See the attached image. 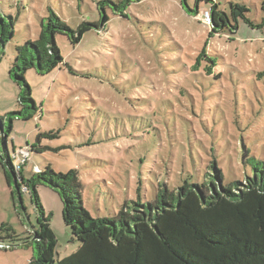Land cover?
Masks as SVG:
<instances>
[{
    "label": "rangeland",
    "instance_id": "rangeland-1",
    "mask_svg": "<svg viewBox=\"0 0 264 264\" xmlns=\"http://www.w3.org/2000/svg\"><path fill=\"white\" fill-rule=\"evenodd\" d=\"M102 1L0 0L1 15L15 20L0 51L1 155L18 152L24 162L15 170L25 168L27 177L77 170L94 218L116 216L138 200V190L148 200L162 184L200 183L214 175L213 166L225 185L244 180L252 172L246 153L264 161V0H215L230 18L232 3L244 5L262 25L219 33L212 30V1L196 9L197 0H145L128 7V18L105 5L106 24L96 17ZM49 8L73 28L85 19L99 25L75 46L57 37L61 69L26 73L35 112L21 103L26 89L10 71L17 47L38 39ZM28 115L34 118L26 121ZM50 133L57 137H43ZM15 191L0 165V227H12L0 234L22 240L0 250V264H30L37 256L30 237L39 239L40 215L28 194L21 205ZM38 193L64 259L79 245L64 223L63 203L48 187Z\"/></svg>",
    "mask_w": 264,
    "mask_h": 264
},
{
    "label": "trees",
    "instance_id": "trees-1",
    "mask_svg": "<svg viewBox=\"0 0 264 264\" xmlns=\"http://www.w3.org/2000/svg\"><path fill=\"white\" fill-rule=\"evenodd\" d=\"M143 1L103 0L96 17L103 24L111 21L106 5L116 17L128 18V7ZM201 1L197 0L196 9L200 8ZM205 1L213 2L210 15L212 30L216 33L239 29L241 24L251 29L262 27L246 15L249 10L244 5L232 3L230 18L215 0ZM8 18L0 13V51L15 34V20L11 15ZM98 25L85 19L73 28L56 11L48 9V16L41 21L38 39L17 47L15 64L10 71L17 84L26 89L20 101L28 103L27 110L39 109L31 98L26 73L33 69L39 75H47L61 69L64 58L57 37L65 36L75 46ZM33 118L28 115L24 119ZM43 137L57 136L50 133ZM88 145L94 143L89 141ZM8 154V149L4 156L0 151V165L8 185L16 182L13 197L17 193L22 205L24 195L28 194L40 215L39 239L35 235L30 237L34 238L37 250L30 264H264V161L248 153L245 162L250 164L252 172L242 181L225 185L222 171L213 166L214 175L207 174L204 181L193 183L188 179L178 187L162 184L148 200L138 190V200L123 205L112 218H94L84 207L77 170L57 174L48 168L27 177L25 168L15 170L23 166L16 152L11 158ZM41 186L59 195L64 223L72 232V242L79 245L76 252L64 259L58 258L57 238L40 201L38 188ZM6 228L12 231L11 226L3 224L0 232ZM9 238L0 234V250H12L13 243L22 241L15 240L18 236Z\"/></svg>",
    "mask_w": 264,
    "mask_h": 264
},
{
    "label": "built area",
    "instance_id": "built-area-1",
    "mask_svg": "<svg viewBox=\"0 0 264 264\" xmlns=\"http://www.w3.org/2000/svg\"><path fill=\"white\" fill-rule=\"evenodd\" d=\"M205 19L210 23L209 14H207V15L205 16ZM17 153H18V152H17ZM17 153L15 154V156H16V155H19V153H18V154H17ZM16 158H18L19 162H20L21 165H22L23 162H24L23 159H22V157H21V156H18V157L16 156ZM17 168H19V167H17Z\"/></svg>",
    "mask_w": 264,
    "mask_h": 264
},
{
    "label": "water",
    "instance_id": "water-1",
    "mask_svg": "<svg viewBox=\"0 0 264 264\" xmlns=\"http://www.w3.org/2000/svg\"><path fill=\"white\" fill-rule=\"evenodd\" d=\"M8 156H9V158H11L9 154H8Z\"/></svg>",
    "mask_w": 264,
    "mask_h": 264
}]
</instances>
